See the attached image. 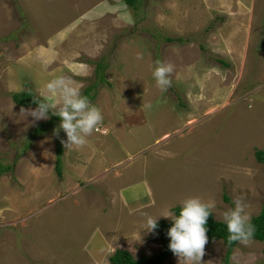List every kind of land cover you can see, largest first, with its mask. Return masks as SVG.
Wrapping results in <instances>:
<instances>
[{"label":"rangeland","instance_id":"1","mask_svg":"<svg viewBox=\"0 0 264 264\" xmlns=\"http://www.w3.org/2000/svg\"><path fill=\"white\" fill-rule=\"evenodd\" d=\"M157 60L174 65L166 92ZM61 77L103 115L79 149L54 134L59 117L42 127L20 111L35 106L11 97L31 88L43 98ZM259 149L264 0H0V163L10 167L0 175V264H109L116 248L149 256L160 241L147 217L188 197L214 201L223 220L243 196L256 215ZM225 251L207 243L201 264H264V241L238 242L227 260Z\"/></svg>","mask_w":264,"mask_h":264},{"label":"clouds","instance_id":"2","mask_svg":"<svg viewBox=\"0 0 264 264\" xmlns=\"http://www.w3.org/2000/svg\"><path fill=\"white\" fill-rule=\"evenodd\" d=\"M137 59H143L142 55L138 53ZM173 71V64L159 60L155 62L153 77L162 92L172 86L170 77ZM47 89V96L33 98L35 109L21 108L20 111L33 117L35 121L49 119L50 112L58 116L61 123L54 129V134L58 135L62 129L67 137L66 141H62L65 148H82L87 143L86 138L102 124L101 110L93 105L78 87L63 77L51 81ZM233 204L234 207L224 211L222 216L228 232V241L246 245L253 236L254 225L246 211L244 197L235 198ZM215 206L214 201L188 197L181 202L178 214L168 210L161 216L147 217L144 230L154 231L159 217L170 219L172 226L167 232L170 238L168 247L178 258V264H201L208 242L206 224Z\"/></svg>","mask_w":264,"mask_h":264},{"label":"trees","instance_id":"3","mask_svg":"<svg viewBox=\"0 0 264 264\" xmlns=\"http://www.w3.org/2000/svg\"><path fill=\"white\" fill-rule=\"evenodd\" d=\"M137 0H125L126 4L129 6L136 5ZM97 69L100 68V64L97 63ZM84 96H88V90L83 92ZM12 100L19 106L22 107H30L36 105L32 102L33 98H41L37 93H35L31 88H25L21 91L13 92ZM49 115L52 119H57L58 116L52 115L51 112ZM47 119L42 122L40 126H48L53 120ZM39 126V127H40ZM38 127V128H39ZM40 129V128H39ZM62 154L63 148L61 146L56 148V162H55V170L59 177H61V163H62ZM256 160L264 166V151L259 149L255 151ZM10 167L4 166L0 163V175L4 171H7ZM180 205L173 206L171 211L174 213L179 212ZM251 222L254 225V233L251 239L264 241V206L261 207L260 211L251 216ZM172 226L171 220L159 219L157 220V228L155 232L160 241V248L157 252L152 253L147 256L145 254L140 255L138 258H134L132 254L126 249L116 248L112 255L109 256V264H162L166 259L173 256L174 254L169 249L168 245L170 243V238L167 235L168 229ZM206 227L208 242H212L214 240H222L224 245L226 246L225 251V259L229 257L232 252L233 247L238 242H229L228 241V232L226 225L223 220H217L213 214H211L208 218Z\"/></svg>","mask_w":264,"mask_h":264},{"label":"crops","instance_id":"4","mask_svg":"<svg viewBox=\"0 0 264 264\" xmlns=\"http://www.w3.org/2000/svg\"><path fill=\"white\" fill-rule=\"evenodd\" d=\"M144 194V193H143Z\"/></svg>","mask_w":264,"mask_h":264}]
</instances>
